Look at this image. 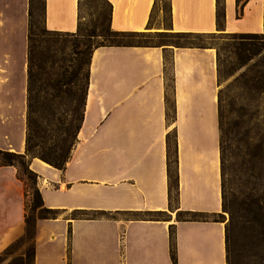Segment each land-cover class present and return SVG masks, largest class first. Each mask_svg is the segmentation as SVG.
Wrapping results in <instances>:
<instances>
[{"label":"crops","instance_id":"obj_1","mask_svg":"<svg viewBox=\"0 0 264 264\" xmlns=\"http://www.w3.org/2000/svg\"><path fill=\"white\" fill-rule=\"evenodd\" d=\"M108 1L109 24L118 31L264 30V0H223L219 26L217 0H168L166 25L152 21L156 8L163 14L158 0ZM78 16L79 0H45L49 29L74 31ZM27 33L28 0H0V148L17 152L25 147ZM88 69L83 118L64 169L30 159L44 204L59 208L57 217L36 220L32 264H227L224 219L177 216L180 210L224 213L215 47L99 45ZM168 134L177 149L172 203ZM24 212L17 167L0 165V252L24 232Z\"/></svg>","mask_w":264,"mask_h":264},{"label":"rangeland","instance_id":"obj_2","mask_svg":"<svg viewBox=\"0 0 264 264\" xmlns=\"http://www.w3.org/2000/svg\"><path fill=\"white\" fill-rule=\"evenodd\" d=\"M160 2L158 0V6ZM107 12L102 0H80L79 14L84 26H91L93 22L106 23ZM39 20L41 21V17ZM152 21L166 25L168 18L163 14L159 15L156 8ZM47 36L51 38L49 49L47 50V44L43 41L39 45L55 62L52 66L47 65V68L50 67L49 74L47 77L44 75L43 79L55 86L65 69L67 72L73 69V58L76 57L74 51L81 46H75L77 40L64 32L50 33ZM191 38L196 44H211L217 53L220 103L224 128L227 129V135L224 136L227 164L225 178L229 206L234 214L230 231L229 264H264V171L259 178L251 175L252 171L257 174L264 167V157H261L264 153V30L257 35L221 33ZM124 40L173 44L183 42L182 37L169 32L133 35L124 37ZM77 56L85 61L88 53L82 49V53ZM86 70L84 62L82 74ZM81 82L77 84L76 100L71 107L79 102ZM47 90L57 107V114H64L69 106L66 96L56 86L47 85ZM243 135H246L245 140L240 139ZM246 149L255 151L256 156L250 159L246 155L244 161L242 155ZM26 189L29 201L30 188L26 186ZM223 217L227 222L230 213L224 211ZM34 227L35 225L24 231L0 252V264H31Z\"/></svg>","mask_w":264,"mask_h":264},{"label":"trees","instance_id":"obj_3","mask_svg":"<svg viewBox=\"0 0 264 264\" xmlns=\"http://www.w3.org/2000/svg\"><path fill=\"white\" fill-rule=\"evenodd\" d=\"M106 5L107 22H93L91 26H84L81 20L80 14L78 16L77 27L74 31H61L52 30L46 27L44 22V10L45 0H28V45H27V98H26V135H25V147L23 152H17L13 150H7L0 148V165H15L17 167V175L23 181L25 186V230L28 231L36 223L37 218L57 217L59 214V208L48 207L44 204L41 192L37 185L38 174L30 168V159L32 157H39L45 162L59 168L64 169L66 161L70 156V152L77 140V131L81 125L85 95L88 86L89 78V60L90 55L94 47L99 45H123V44H136L143 41L132 42L124 40V37L133 35H145V33L135 31H118L113 30L109 24V15L111 10V4L108 0H102ZM159 7L161 6L163 15L168 17L169 6L168 0H160ZM224 2L223 0H217V23L218 26L222 24L224 16ZM157 6V2H156ZM154 4V9L156 8ZM80 10V0H79ZM41 17V21L39 18ZM104 23V24H103ZM64 32L75 40H77L75 46H81L75 49L74 53L76 57L73 63V69L70 72H65L60 75L57 83L55 84L57 90L66 96L68 108L63 113L57 114V107L54 105L51 97V93L47 90V85L53 86L50 82H46L43 77L49 74L48 66H52L55 59L51 58L50 54L41 49L39 42L43 41L47 44L46 48L49 49V42L51 38L47 36L50 33ZM167 32H160L163 34ZM178 37H182L183 42L177 43V45L184 44H196L192 42V36H199L202 34L190 33V32H169ZM240 35H257L258 32H241ZM147 35V34H146ZM190 36V37H189ZM204 45V44H198ZM84 49L88 53L87 60L83 61L77 55L82 53ZM84 62L87 65L85 74H82L81 69L84 67ZM219 72V68H218ZM81 82V97L78 104L75 107H71L72 102L76 100L75 94L77 90V84ZM168 87L171 83H167ZM221 97L219 92V129H220V175H221V198H222V210L228 211L230 217L225 222L226 231V251H227V264H229L230 258V231L234 222V214L229 206L228 189L226 185V154H225V138L227 135V129L224 128L223 113L221 110ZM168 113L173 115V101L168 96ZM70 111V112H69ZM240 139L245 140L246 135L241 136ZM167 143V176H168V196L170 203L177 201V149L175 144V137L168 134L166 138ZM246 155L255 157V151L246 149L243 152L242 159L245 161ZM264 157V153L261 154ZM249 168V167H248ZM264 171L261 170L256 174L255 171L251 172V175L261 177ZM30 188L31 197L27 199V189ZM74 215H78L74 211ZM178 219H196L213 217L214 219H223V213L208 215L206 213L180 210L177 213ZM172 234L171 242V255L175 261V247L173 240V230L170 229ZM70 233V228H68ZM33 256V247L31 249V264Z\"/></svg>","mask_w":264,"mask_h":264}]
</instances>
